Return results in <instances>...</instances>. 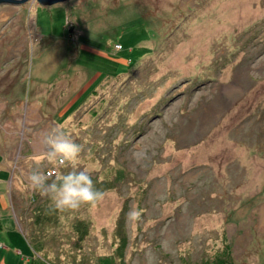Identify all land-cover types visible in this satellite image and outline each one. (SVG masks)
<instances>
[{"label":"rangeland","instance_id":"374dc122","mask_svg":"<svg viewBox=\"0 0 264 264\" xmlns=\"http://www.w3.org/2000/svg\"><path fill=\"white\" fill-rule=\"evenodd\" d=\"M64 3L1 10L0 111L64 108L81 147L66 173L105 196L28 201L27 233L3 221L0 264H264L259 222L232 223L241 198L257 221L264 203V0Z\"/></svg>","mask_w":264,"mask_h":264},{"label":"crops","instance_id":"0c3cea01","mask_svg":"<svg viewBox=\"0 0 264 264\" xmlns=\"http://www.w3.org/2000/svg\"><path fill=\"white\" fill-rule=\"evenodd\" d=\"M32 5H34V3H32ZM11 7L13 8V6H0V12H3L1 10L5 8ZM3 21L5 20L0 19V22ZM76 31L77 35L80 34L78 33L80 31L79 28H77ZM37 37L39 38V34ZM43 37L44 36L41 38ZM80 51H82V49H80ZM71 104L72 103H67V108L65 107V110H67ZM45 107L47 108L48 104L16 103L7 114H3L6 108L5 105L0 111V169L1 171H9L12 174L8 180L7 195L3 192L0 196V216H2L0 217V231L4 227L3 221L6 220L9 221L10 229L14 227L15 221L17 231L19 230L22 233L28 232L27 228L24 230L20 224L23 214H21L19 209L25 207L28 201L30 203L36 202L37 197L42 196L39 191L30 187L28 177L33 171H40L45 174L48 168L57 165L56 161H50L44 155L45 149L42 142L46 135L54 130H59L70 137L74 143L77 140L76 135L78 134V129L71 126V119L66 120L63 118L65 111L62 110L64 108L57 115V118H55L53 115L45 112ZM64 174H67L65 165L61 167L58 176ZM48 178V183L55 181L52 180V177ZM254 200V197L247 199L246 196L240 199V204L242 203L240 210L238 209V212L233 211L232 213V223L234 226L237 228L245 226L244 222L248 221L249 218L253 221L252 227L258 225L257 223L259 222L260 225L258 229L264 231V203L261 206L262 212H260V218L257 221L255 216L252 217L251 215L254 208L258 205H255ZM4 210L9 211L13 218L9 215H4V213L1 212ZM38 218L37 215H34L35 221H33V224H30L36 229V221ZM228 236L229 235H227V239L230 237ZM35 251L37 250L35 249Z\"/></svg>","mask_w":264,"mask_h":264},{"label":"clouds","instance_id":"9594fccd","mask_svg":"<svg viewBox=\"0 0 264 264\" xmlns=\"http://www.w3.org/2000/svg\"><path fill=\"white\" fill-rule=\"evenodd\" d=\"M44 155L50 161L60 164L73 163L79 158L81 147L74 143L62 131L54 130L43 140ZM48 176L40 171H33L29 177V185L51 201L50 208L59 212H75L82 206L94 205L103 200L105 193L95 188L87 169L76 170L58 176L57 181L48 183ZM138 217L135 210L130 214Z\"/></svg>","mask_w":264,"mask_h":264},{"label":"water","instance_id":"95a60500","mask_svg":"<svg viewBox=\"0 0 264 264\" xmlns=\"http://www.w3.org/2000/svg\"><path fill=\"white\" fill-rule=\"evenodd\" d=\"M70 0H0V6H13V7H22L28 3H37L44 7L53 6L59 3H64Z\"/></svg>","mask_w":264,"mask_h":264},{"label":"built area","instance_id":"2783aa9c","mask_svg":"<svg viewBox=\"0 0 264 264\" xmlns=\"http://www.w3.org/2000/svg\"><path fill=\"white\" fill-rule=\"evenodd\" d=\"M64 164H60L59 162H57V165L54 167H50L45 171V175L48 177H54V176H58L60 174V169Z\"/></svg>","mask_w":264,"mask_h":264},{"label":"trees","instance_id":"16d2710c","mask_svg":"<svg viewBox=\"0 0 264 264\" xmlns=\"http://www.w3.org/2000/svg\"><path fill=\"white\" fill-rule=\"evenodd\" d=\"M70 1H71V0H70ZM70 1H67V2H65L64 4H65V5H66V4H69ZM72 27L74 28V32H75L77 28H80V23H74ZM69 29H70V28H69ZM71 34H72V33L70 32V35H71Z\"/></svg>","mask_w":264,"mask_h":264},{"label":"flooded vegetation","instance_id":"af4514ba","mask_svg":"<svg viewBox=\"0 0 264 264\" xmlns=\"http://www.w3.org/2000/svg\"><path fill=\"white\" fill-rule=\"evenodd\" d=\"M70 32L73 34L74 33V28L72 27V29L70 28Z\"/></svg>","mask_w":264,"mask_h":264}]
</instances>
